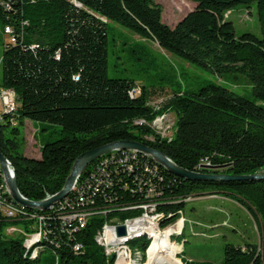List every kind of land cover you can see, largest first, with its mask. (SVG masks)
<instances>
[{
  "label": "trees",
  "instance_id": "trees-1",
  "mask_svg": "<svg viewBox=\"0 0 264 264\" xmlns=\"http://www.w3.org/2000/svg\"><path fill=\"white\" fill-rule=\"evenodd\" d=\"M191 1L196 8L171 27L163 22L162 6L156 0H0L3 33L11 27L15 37L4 44L0 90H14L19 100L17 111L3 114L0 120V150L12 163L24 196L38 201L56 194L82 153L118 140L147 144L196 172L263 171L264 0ZM254 2L262 36L250 31L237 36L226 14L240 5L249 9ZM109 21L220 77H247L253 98L208 82L197 90L174 91L167 105L176 113L172 139L162 138L147 124H134L141 119L151 122L167 107L154 110L149 103L151 89L136 78L109 75ZM26 119L43 122L37 129L40 134L61 126L59 138L43 135L39 158L22 151L25 139L20 138L19 126ZM99 158L87 165L80 186L47 210L16 202L1 187L5 178L0 165V264H115L96 235L105 222L141 215L136 205L144 201L151 183L162 192L157 208L163 214L158 219L162 229L175 223L186 203L201 194L229 197L260 223L261 245L227 242L221 263L183 258L184 264H264V179H187L143 153L108 165ZM91 167L96 178H89ZM98 167L106 172L98 173ZM85 179L92 188L83 184ZM5 203H12L19 214L6 216ZM73 208L92 212L85 227L61 218ZM39 215L47 216V234L36 244L40 250L36 259H31L24 254L23 240L5 231L20 223L30 229ZM146 236L130 241L145 252L152 241ZM76 243L81 250L74 249ZM174 255L165 264H173ZM183 262L175 260V264Z\"/></svg>",
  "mask_w": 264,
  "mask_h": 264
},
{
  "label": "rangeland",
  "instance_id": "rangeland-1",
  "mask_svg": "<svg viewBox=\"0 0 264 264\" xmlns=\"http://www.w3.org/2000/svg\"><path fill=\"white\" fill-rule=\"evenodd\" d=\"M162 6V20L171 27H174L187 13L196 8V3L191 0H156ZM229 20L234 23L236 35L244 32H253L262 36L258 9L256 3H252L247 9L245 5H240L226 14ZM109 67L108 72L111 77L136 78L139 84L148 85L151 89L149 103L154 110L160 111L167 107L170 99L174 96V91L197 90L208 82L223 84L231 90L242 94L248 98H253L252 83L245 76L239 79L220 77L210 70L189 63L183 58L163 49L156 41L146 39L134 33L130 29L109 21ZM13 41V35L9 30L3 33L0 22V85L2 84L1 60L4 52V44ZM142 49H145L143 52ZM0 102V112H1ZM136 120L134 124H147L162 138L172 139L175 132L176 113L167 107L166 110L157 114L151 122ZM35 125H32V123ZM43 122L26 119L24 125H20V138L25 139L22 146L24 154L39 158L40 145L43 135L48 139L55 140L60 137V125H53L49 130L38 133V128ZM48 131H51L48 133ZM145 138L151 139L149 135ZM44 141V140H43ZM264 170V169H263ZM184 207V214L176 221L172 227L162 229L155 226L154 232L170 231V238L166 245H159L162 249H167L164 257L157 251L150 254L153 248L154 232L150 234H138L129 236L127 240L139 238L142 235L151 241L148 249L143 252L139 248V243L128 241V247L132 250L127 252V260L115 259V264H163L172 259L193 258L196 260H211L221 263L224 258V245L227 242L236 245L255 243L261 245L260 223L242 205L235 200L219 194H201L193 196ZM39 222H33L30 229L24 224L10 226L6 229V235L17 237L23 240L25 255L31 259H36L39 249L36 238L33 235L38 231ZM166 229H173L166 230ZM32 230L34 232H32ZM119 234V232H118ZM127 242V243H128ZM132 242V243H131ZM155 250V249H154ZM145 254L142 257L140 254ZM153 255V256H152ZM146 257V258H145ZM151 257V259H150ZM152 260V261H151ZM117 261V262H116ZM157 261H159L157 263ZM73 264H79L77 262ZM174 264V261H173ZM184 264V262H183Z\"/></svg>",
  "mask_w": 264,
  "mask_h": 264
},
{
  "label": "built area",
  "instance_id": "built-area-1",
  "mask_svg": "<svg viewBox=\"0 0 264 264\" xmlns=\"http://www.w3.org/2000/svg\"><path fill=\"white\" fill-rule=\"evenodd\" d=\"M6 30H9L10 34H12L11 27H6ZM13 41H15L14 36H13ZM0 102L2 104L1 112H0V120L3 118V114L14 113L15 111H17L19 107L18 97L15 91L12 89L2 88L0 90ZM143 121L144 120H142V122ZM138 153L141 152L134 149L113 150L100 156L99 160H104V163L108 165L110 162L113 161L115 162V160L118 158V162L121 163L122 161H124L123 158H125V160L129 158H136ZM94 167H91V171L89 172V178H94V177L96 178L97 176V172L96 169H94ZM101 167H98L100 168L99 169L100 171L98 173L100 172L105 173L106 169ZM81 178H82V174L77 179L71 191L76 190L80 186ZM83 184H85L86 187L90 189L91 183L89 179L88 180L85 179L83 181ZM111 184L112 182L109 181V185ZM1 187L4 188L8 194H10L6 185V181L4 182V185ZM94 190H98V188L94 187ZM144 196H145L144 201H142L139 205H136V207H140L142 209L141 215L135 218H127L123 221H118V222H113V221L105 222L102 229L98 231L96 235V241L98 244L104 247L107 255H111V253L113 252V254H115V259L117 258V259L127 260V252L129 251V247H127V238H129V236H135L138 233H144V231L150 226H152L154 222H158L160 216H163V214L159 213L157 210L159 202L161 201L162 192L159 191L151 183L146 189ZM80 199L82 204L86 203L85 198L81 197ZM54 205L51 208H53ZM3 212L8 217H14L19 214L18 209L15 208V206L12 203H5L3 205ZM91 213L92 212L87 209L80 210L73 208L72 210H67V212L64 214L62 213L63 215L61 218L67 222L75 221L79 225V227L82 228L87 225ZM46 217H47L46 215L34 216V218L37 219V222H39V228L38 231H36V233L33 235V238L45 237V235L47 234L46 228H48V224L46 221L47 220ZM175 224H177V222L169 225L168 227L170 228ZM119 225L126 226L127 232L125 235L118 234ZM74 248H76L77 250H81L82 245L80 243H76L74 245Z\"/></svg>",
  "mask_w": 264,
  "mask_h": 264
},
{
  "label": "water",
  "instance_id": "water-1",
  "mask_svg": "<svg viewBox=\"0 0 264 264\" xmlns=\"http://www.w3.org/2000/svg\"><path fill=\"white\" fill-rule=\"evenodd\" d=\"M119 149H134L143 154L151 156L158 164L164 166L170 172L187 178V179H199V180H243V179H264V170L258 174L250 175H233V174H216V173H206V172H196L192 170L185 169L173 161L169 156H167L162 151L153 148L147 144L136 140H118L98 148L86 151L82 153L75 161L72 171L62 188L56 194H53L43 200H31L24 196L17 183L15 169L10 162V160L4 155L0 150V165L5 176L6 185L11 197L18 203L32 207L40 210H47L51 208L56 202L65 197L73 188L79 176L82 174L84 169L94 161L96 158L110 152ZM118 232L120 235L126 234V226L119 225ZM114 259V255L111 256V260Z\"/></svg>",
  "mask_w": 264,
  "mask_h": 264
},
{
  "label": "bare ground",
  "instance_id": "bare-ground-1",
  "mask_svg": "<svg viewBox=\"0 0 264 264\" xmlns=\"http://www.w3.org/2000/svg\"><path fill=\"white\" fill-rule=\"evenodd\" d=\"M158 225V222H154V224L152 225V226H150L149 228H147L146 229V231H145V233L146 234H150L149 232L150 231H153L154 232V228H155V226H157ZM166 230H173V229H166ZM138 234H140V233H138ZM138 234L137 235H135V236H138ZM170 231H166V232H160V231H155L154 232V234H153V236H154V239L156 238V240L154 241V246H153V248L150 250V254H152V252H154V251H157L162 257H164V255H165V252H167V249H162V248H158V247H156V246H159V245H166V242H168V240H169V238H170ZM36 238V240H40L41 239V237H35ZM37 241V242H38ZM76 251H79V250H77L76 248H74ZM155 249V250H154ZM153 256V255H152ZM166 256V255H165ZM150 259H151V257H150ZM164 260V259H163ZM163 260H161V263H163V264H165V262L163 261ZM175 260L176 259H174V264H175ZM152 261V260H151ZM159 261H157V263H158Z\"/></svg>",
  "mask_w": 264,
  "mask_h": 264
},
{
  "label": "crops",
  "instance_id": "crops-1",
  "mask_svg": "<svg viewBox=\"0 0 264 264\" xmlns=\"http://www.w3.org/2000/svg\"><path fill=\"white\" fill-rule=\"evenodd\" d=\"M32 123V122H31ZM32 125H35V123H32Z\"/></svg>",
  "mask_w": 264,
  "mask_h": 264
}]
</instances>
